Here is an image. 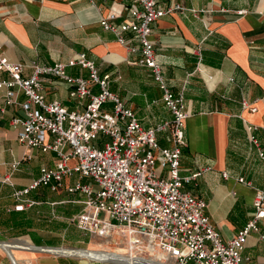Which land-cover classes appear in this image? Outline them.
<instances>
[{
	"label": "crops",
	"instance_id": "obj_1",
	"mask_svg": "<svg viewBox=\"0 0 264 264\" xmlns=\"http://www.w3.org/2000/svg\"><path fill=\"white\" fill-rule=\"evenodd\" d=\"M157 2L197 10L195 15L175 11L160 17L152 23L149 39L168 88L184 95L186 145L180 156V174L200 172L185 188L205 200V212L227 240L250 219L255 191L264 187V160L245 130L247 124L258 127L255 133L264 151L260 129L264 125V0ZM126 3L0 0V53L10 62L22 64L24 77L31 74L32 62L66 63L84 53L100 76L109 75V90L119 95L143 127L170 122L172 115L162 102V89L151 69L139 63L140 45L126 32L125 37L137 47L135 52L128 51L99 24L100 17L111 11L117 14V22L126 18ZM66 71L74 77H88V70L80 64L68 66ZM6 79L9 74L0 71V80ZM41 79L46 102L58 100L69 110L84 109L87 99L70 98L67 83L52 75ZM13 90L17 103L5 106L6 88L0 87V244L5 243L11 255L0 246V264H125L33 249L80 248L128 255L124 239L114 244L108 239L100 241L102 238L75 225L72 219L83 207L79 193L40 186L27 195L35 201L31 206L14 198L13 189L28 185L39 176L41 166L53 167L57 160L54 152L37 148L24 157L26 148L17 140L10 120L22 115L19 103L26 96L17 87ZM92 90L97 92L98 87ZM103 107L109 109L110 104ZM169 134V130L157 134L161 146L170 145ZM16 161L19 164L11 172L10 165ZM9 172L13 186L3 180ZM238 178L250 184L240 183ZM75 179L65 178L64 186ZM258 225L264 234V219ZM116 245L119 248L114 251ZM242 256L248 264H264V238L250 233ZM134 264L160 263L138 257Z\"/></svg>",
	"mask_w": 264,
	"mask_h": 264
},
{
	"label": "built area",
	"instance_id": "obj_2",
	"mask_svg": "<svg viewBox=\"0 0 264 264\" xmlns=\"http://www.w3.org/2000/svg\"><path fill=\"white\" fill-rule=\"evenodd\" d=\"M125 10L127 17L120 22L111 11L100 17L99 24L128 51L135 52L137 47L125 37L126 32L140 45L139 63L151 69L171 121L143 127L119 95L109 90V75L100 76L84 53L66 63L32 62L31 74L26 77L22 75V64L10 62L0 53V71L9 74V79L0 80V87L6 88L4 105L17 103L14 87L26 96L19 103L22 115L10 120L17 130V140L26 148L24 157H29L30 149L37 148L54 152L57 160L53 167L41 166L39 176L13 189L12 195L31 206L35 201L27 195L40 186L79 193L83 207L72 221L80 230L102 239H124L128 254L125 260L130 264L138 257L160 264H248L242 256L247 237L255 232L264 238L258 225L264 219V187L255 191L250 219L232 238L224 240L205 212V200L185 188L200 172L180 174V156L186 145L184 95L168 88L149 39L151 25L160 17L175 11L195 15L197 10L179 4L164 7L157 0H127ZM76 64L88 70L87 78L67 73L66 67ZM43 75L67 83L70 98L87 99L84 109L69 110L58 100L46 102L41 92ZM93 86L98 87L97 92H93ZM106 103L109 109L103 107ZM257 129L251 124L245 126L248 141L264 160ZM260 129L264 133V125ZM166 130L170 131V145L165 147L159 144L157 134ZM18 164L13 162L10 171ZM11 172L3 180L13 186ZM222 175L227 176L225 172ZM73 176L75 181L64 186V179ZM238 181L245 182L242 178Z\"/></svg>",
	"mask_w": 264,
	"mask_h": 264
},
{
	"label": "bare ground",
	"instance_id": "obj_3",
	"mask_svg": "<svg viewBox=\"0 0 264 264\" xmlns=\"http://www.w3.org/2000/svg\"><path fill=\"white\" fill-rule=\"evenodd\" d=\"M107 239H102L100 241H106ZM100 244V243H99ZM104 244V243H103ZM116 248L117 245L115 246ZM52 251H56L61 254H67V255H72L76 257H82L86 259H110V258H126L128 255H124L122 251H117V252H103L102 250H83V249H65L60 247L59 249H53ZM126 254V253H125ZM104 255V256H101Z\"/></svg>",
	"mask_w": 264,
	"mask_h": 264
},
{
	"label": "water",
	"instance_id": "obj_4",
	"mask_svg": "<svg viewBox=\"0 0 264 264\" xmlns=\"http://www.w3.org/2000/svg\"><path fill=\"white\" fill-rule=\"evenodd\" d=\"M1 248H3L5 250V252L10 255L9 251H8V246L5 244V243H1L0 244ZM60 247H38V246H34L33 249H35V251H38V252H49V253H52V254H61V253H58L56 251H52L53 249H59ZM77 249H80V248H77ZM83 250H86V249H83ZM11 256V255H10ZM11 258V257H10ZM82 258V257H81ZM86 259V258H85ZM93 259V258H92ZM92 259H88V260H92ZM93 260H109L111 262H116V263H125V264H130L128 261H126L124 258H110V259H93ZM13 261V260H12ZM14 263V261H13ZM15 264V263H14Z\"/></svg>",
	"mask_w": 264,
	"mask_h": 264
},
{
	"label": "rangeland",
	"instance_id": "obj_5",
	"mask_svg": "<svg viewBox=\"0 0 264 264\" xmlns=\"http://www.w3.org/2000/svg\"><path fill=\"white\" fill-rule=\"evenodd\" d=\"M121 240H122V239L119 237L118 239H116V240H112L111 242H112V244H114V243H119ZM113 249H114V251L117 250V248H115V247H113Z\"/></svg>",
	"mask_w": 264,
	"mask_h": 264
}]
</instances>
